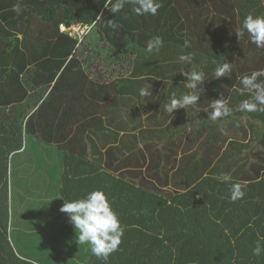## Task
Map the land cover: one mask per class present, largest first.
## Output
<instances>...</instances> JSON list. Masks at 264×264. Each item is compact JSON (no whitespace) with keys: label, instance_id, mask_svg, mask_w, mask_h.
<instances>
[{"label":"trees","instance_id":"obj_1","mask_svg":"<svg viewBox=\"0 0 264 264\" xmlns=\"http://www.w3.org/2000/svg\"><path fill=\"white\" fill-rule=\"evenodd\" d=\"M159 2L157 15L138 16L131 4L111 13L104 0H21L17 15V0H0V264L68 251L86 264H264L252 255L264 236V112L235 111L250 94L234 90L264 71V49L236 35L264 3ZM62 26L91 28L83 54L89 43L93 59L112 55L115 68L94 71ZM157 35L164 45L149 54ZM225 62L232 71L215 79ZM193 67L205 73L199 102L169 114L171 95L191 91L181 72ZM221 95L233 111L214 122L204 109ZM223 174L245 186L242 199L230 200ZM96 189L124 227L106 262L79 248L60 211Z\"/></svg>","mask_w":264,"mask_h":264},{"label":"clouds","instance_id":"obj_2","mask_svg":"<svg viewBox=\"0 0 264 264\" xmlns=\"http://www.w3.org/2000/svg\"><path fill=\"white\" fill-rule=\"evenodd\" d=\"M261 3H264V0H261ZM127 4L132 5V12L138 16H155L162 6L159 0H104V6L114 14L121 12ZM11 10L17 15H21L24 11L21 0H17ZM108 26L112 28L118 27L112 21L108 22ZM66 31H68V28ZM66 31L63 32L66 33ZM245 34L250 37L251 42L257 48L264 49V15L248 14L236 31L239 40ZM163 45V38L157 35L148 40L145 51L149 54L158 53ZM178 59L181 63L192 64L193 62L191 54H181ZM213 62L215 63V61ZM232 64L225 62L217 65L213 73L214 78L227 77L232 71ZM181 73L187 78L184 86L191 91L180 97H177L175 93L171 95L170 102L166 105V111L169 114H172L177 109H188L189 106L196 105L201 98L199 90L200 86L204 85L205 73L202 70L197 71L195 67H193L192 71H182ZM260 76H264V71H254L250 75L246 74L239 78L241 87L234 90L241 95L247 92L250 94V98L244 99L237 104L235 111L241 113L264 112V81L259 80ZM139 95L148 97L152 95V91L142 87L139 89ZM45 98L34 108V111L39 109ZM204 111L207 112L208 119L215 122L222 117L230 116L233 109L229 108L228 101L221 95L219 99H213L209 108L204 109ZM219 179L224 183L230 184L229 191L232 202H236L245 196V191L243 190L245 186L239 182H232L230 174H223ZM60 211L68 215L69 222L74 226L76 232L75 242L79 248L87 246L96 258L105 262L110 255L119 249L124 234V227L103 190L96 189L90 191L82 198L65 201ZM262 241H264V236L257 240L256 246L252 249V255L257 258L264 256V243Z\"/></svg>","mask_w":264,"mask_h":264},{"label":"rangeland","instance_id":"obj_3","mask_svg":"<svg viewBox=\"0 0 264 264\" xmlns=\"http://www.w3.org/2000/svg\"><path fill=\"white\" fill-rule=\"evenodd\" d=\"M90 30H91V28H89V29L86 30L85 28H81L79 26H74L71 29H68V31H66V34L69 35V36H78V38L80 40V43H81V46L78 48V53L80 55L82 54L81 56H84V59L90 60L92 58V60L89 62V64L90 65L91 64L93 65V70L94 71H98V70L103 71V70H105V68L108 66V63H111V65H109V67L111 66V68H115V67H113V63H112V61L114 59H116L115 57L112 58V55H109L108 58H106V57L103 58L102 52L105 54L107 51H109L107 49H106L107 51L101 49L100 52L102 54V58H99L98 60H96V59H93V57H94V51H92L93 49H91V47H93V46L88 43V52L86 54H83V49L84 48H87V44L85 42H86L87 38L89 37L88 34H89ZM90 40L93 43H96L97 42L93 38H90ZM97 43H99V40H98ZM124 62H125V65L124 66L127 68L129 66L130 60L128 58L124 57ZM120 63H122V61ZM90 65H89V67H90ZM117 67L120 68L119 66H117ZM94 71H91L92 72L91 73L92 78L95 77V75L93 74ZM23 193H24V191H23ZM47 199H49V198H47ZM29 200H34V199L32 197H30Z\"/></svg>","mask_w":264,"mask_h":264},{"label":"crops","instance_id":"obj_4","mask_svg":"<svg viewBox=\"0 0 264 264\" xmlns=\"http://www.w3.org/2000/svg\"><path fill=\"white\" fill-rule=\"evenodd\" d=\"M60 255L61 256L58 258V254H49L44 258L43 264H86L82 259L84 257L82 256L83 254H77L75 252L71 253L68 251L67 253L62 252ZM54 261L58 263H54Z\"/></svg>","mask_w":264,"mask_h":264},{"label":"built area","instance_id":"obj_5","mask_svg":"<svg viewBox=\"0 0 264 264\" xmlns=\"http://www.w3.org/2000/svg\"><path fill=\"white\" fill-rule=\"evenodd\" d=\"M79 27H81V26H79ZM81 28H83V27H81ZM85 29L87 30V29H89L88 27H85ZM67 30V28L66 27H64V26H62V31H66Z\"/></svg>","mask_w":264,"mask_h":264},{"label":"water","instance_id":"obj_6","mask_svg":"<svg viewBox=\"0 0 264 264\" xmlns=\"http://www.w3.org/2000/svg\"><path fill=\"white\" fill-rule=\"evenodd\" d=\"M39 107V106H38Z\"/></svg>","mask_w":264,"mask_h":264}]
</instances>
